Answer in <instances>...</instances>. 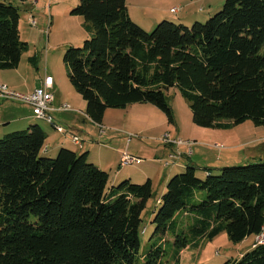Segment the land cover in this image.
<instances>
[{
	"label": "trees",
	"instance_id": "16d2710c",
	"mask_svg": "<svg viewBox=\"0 0 264 264\" xmlns=\"http://www.w3.org/2000/svg\"><path fill=\"white\" fill-rule=\"evenodd\" d=\"M72 14L91 37L64 63L95 124L135 104L174 123L166 93L178 88L199 127L264 126V0H226L206 23L163 21L151 33L131 19L127 0H78ZM20 21L18 8L0 3V71L17 69L28 51ZM47 138L33 124L0 139V264H179L182 252L223 232L239 243L264 230V162L205 180L189 165L168 181L141 257L152 181L110 188L88 152L45 157ZM254 245L225 264H264V244Z\"/></svg>",
	"mask_w": 264,
	"mask_h": 264
},
{
	"label": "rangeland",
	"instance_id": "374dc122",
	"mask_svg": "<svg viewBox=\"0 0 264 264\" xmlns=\"http://www.w3.org/2000/svg\"><path fill=\"white\" fill-rule=\"evenodd\" d=\"M225 1L127 0V7L131 19L151 33L163 21L187 27L197 22L206 23L223 9ZM1 2L19 9L21 38L28 44V51L23 54L17 69L0 71V86L5 85L11 91L27 95L41 87L46 76L53 77L55 85L51 92L55 101L52 106L59 107L66 103L71 107L68 114L74 113L81 120L78 126L73 127L76 133H72L88 138L90 146L84 150H75L83 154L90 148L88 162L92 164L102 160L103 165L100 166L103 170L108 168L105 171L111 174L109 187L115 172H120L116 186L126 180L139 185L147 180L152 181L153 194L142 215L141 257L151 248L154 231L152 220L159 207L158 200L166 192L167 183L173 176L184 173L187 166L191 165L196 168L197 177L205 180L208 172L220 175L222 169L227 167L264 162V126H256L248 120L230 128L199 127L193 121L189 103L178 88H172L166 93L174 123H170L167 115L151 104H135L126 109L107 110L102 122L103 128H100L86 116V102L72 86L64 63L69 48L83 47L84 42L91 37L85 19L72 14L78 0ZM178 8V14L171 12ZM32 20H35L36 25L31 24ZM0 105L3 106L0 108V139L28 129L30 125L24 122L25 117L21 115H32L33 124L41 126L49 134L42 152L47 158L58 156L60 149L56 153L53 151L57 139H71L70 134L60 133L51 124L37 119L28 105L3 98H0ZM2 116L5 123L4 120L1 122ZM56 116L59 118L60 114H54L57 120ZM15 118L19 119L7 124ZM61 126L68 131L65 125ZM175 140L182 144H173ZM124 153L141 159V164L122 167ZM200 196L205 197V193L201 192ZM255 243V236L235 243L223 232L213 240H204L199 248L184 252L179 264H225L236 261L251 250Z\"/></svg>",
	"mask_w": 264,
	"mask_h": 264
},
{
	"label": "built area",
	"instance_id": "2783aa9c",
	"mask_svg": "<svg viewBox=\"0 0 264 264\" xmlns=\"http://www.w3.org/2000/svg\"><path fill=\"white\" fill-rule=\"evenodd\" d=\"M171 12L178 14L180 12V8L173 9L171 10ZM31 24L33 26L36 25L35 20H32ZM54 85H55L54 78L51 76H46L43 85L39 88H36L34 91L30 92L27 95L11 91L8 89L7 86L2 85L0 86V97L5 100H11L30 106L33 109V114L37 119L46 121L47 123L51 124L60 133L70 134L72 142L82 149L83 141L80 136L73 134L71 131H66L64 127L55 123V118L52 113L55 112L56 110L63 113H68L70 112L71 107L70 105L65 103L62 104L57 109L53 108L52 104L55 101V99L51 90L54 88ZM99 126L100 128H103L102 125ZM128 140L129 141L131 140L130 137ZM164 141L169 142V140H165V139ZM172 143L176 145L182 144V142L178 140H175ZM141 162H142L141 159L133 157L127 153H124L121 159V166L124 167L126 165H140ZM256 243L264 244V230L259 236L256 237Z\"/></svg>",
	"mask_w": 264,
	"mask_h": 264
},
{
	"label": "crops",
	"instance_id": "0c3cea01",
	"mask_svg": "<svg viewBox=\"0 0 264 264\" xmlns=\"http://www.w3.org/2000/svg\"><path fill=\"white\" fill-rule=\"evenodd\" d=\"M35 90V89H34ZM32 92V91H31ZM1 98V97H0ZM65 104V103H64ZM3 105V104H2ZM2 105H0V108L2 107L3 108V106ZM60 107V106H59ZM59 107H57V106H53V108L54 109H57V108H59ZM31 108V107H30ZM60 111H55V112H53L52 114H53V116H54V114L55 113H57V114H60V117L58 118V116H56V118H57V120L55 119V122L58 124V125H65V127L68 129V131H71V132H75L76 130L73 128V127H75L77 124H78V122L79 121H81L79 118H78V116H76L74 113L73 114H68V113H63V112H60ZM61 113H63V114H61ZM14 117L16 116V115H13ZM21 117H25L24 118V122L26 123V124H29V125H33V123H35L34 122V120H33V116L32 115H24V116H22L21 115ZM20 117V118H21ZM55 118V117H54ZM19 118H15V119H11L9 122H7V124H9V123H11L12 121H16V120H18ZM61 119V120H60ZM4 120V118H3V116H2V118H1V122ZM63 120V122H61ZM7 121V120H6ZM4 123H5V120H4ZM78 126V125H77ZM63 127V126H62ZM6 128V127H5ZM4 128V129H5ZM2 133V132H1ZM76 133V132H75ZM46 134H47V140L49 139V134L46 132ZM77 135V134H76ZM69 136V135H68ZM79 136V135H78ZM80 137H81V139H82V141H83V148L81 149L79 146H77V145H75L73 142H72V139H64V138H62V139H57V141L54 143V148H53V151H55V153L59 150V149H61V148H67V149H70V150H73V151H76L75 149H80V150H84L85 149V147H88V146H90V143L88 144V142H90V140L88 139V138H86V137H84V136H81L80 135ZM84 143H85V146H84ZM71 145L74 147V148H72L71 147ZM50 147L52 148V145H50ZM77 152V151H76ZM87 152H88V154H89V156L91 155L90 153H91V150H90V148H87ZM123 155V154H122ZM95 165H98V167L99 168H101L102 170H103V168H102V166H100V165H103V162H102V160L100 159L99 160V162H98V164H95ZM108 167H109V169L111 170L112 168V166H111V164H109L108 165ZM104 170H108V168H105ZM120 172H115V175H114V179H113V182H112V185L111 186H113L114 184L116 185L117 183H118V181L120 180V174H119ZM110 179H111V174H109V182H110ZM159 202H160V200H158ZM158 202V203H159ZM255 245H253V247H254ZM189 249H187V250H185L184 252H186V251H188ZM184 252H182V254H181V258H182V256H183V254H184Z\"/></svg>",
	"mask_w": 264,
	"mask_h": 264
}]
</instances>
